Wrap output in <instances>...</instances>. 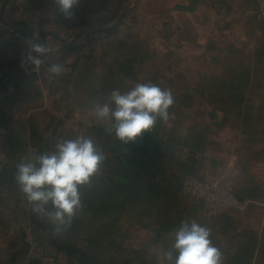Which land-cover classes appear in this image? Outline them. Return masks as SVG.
<instances>
[{
  "label": "rangeland",
  "instance_id": "374dc122",
  "mask_svg": "<svg viewBox=\"0 0 264 264\" xmlns=\"http://www.w3.org/2000/svg\"><path fill=\"white\" fill-rule=\"evenodd\" d=\"M197 1L80 0L69 20L51 0H0V264H166L172 233L193 219L211 229L224 264H264V239L254 251L238 217L220 222L186 190L229 166L235 113L221 108L240 102L221 92L235 67L225 42L243 33L213 31L220 10L201 0L197 14ZM33 33L50 49L36 69L26 62ZM54 63L58 76L47 71ZM147 82L172 90L169 121L134 143L106 134L94 103ZM80 134L106 160L81 189L82 212L53 237L19 190L16 165Z\"/></svg>",
  "mask_w": 264,
  "mask_h": 264
},
{
  "label": "clouds",
  "instance_id": "9594fccd",
  "mask_svg": "<svg viewBox=\"0 0 264 264\" xmlns=\"http://www.w3.org/2000/svg\"><path fill=\"white\" fill-rule=\"evenodd\" d=\"M51 2L70 20L80 0ZM25 43L28 46L26 62L36 69L50 49L40 42L36 33ZM47 71L51 76H58L64 67L54 63ZM174 103L171 89L147 82L137 83L123 93L112 90L105 102L94 103L92 111L106 134L128 144L152 132L158 121L167 123ZM105 160L94 136L80 134L73 139H58L53 151L31 154L16 165L15 181L19 190L32 212L52 225L53 237L62 236L82 212L81 189L92 186ZM172 237L171 246L163 252L166 264H224L222 251L211 239V229L196 220L183 221Z\"/></svg>",
  "mask_w": 264,
  "mask_h": 264
},
{
  "label": "crops",
  "instance_id": "0c3cea01",
  "mask_svg": "<svg viewBox=\"0 0 264 264\" xmlns=\"http://www.w3.org/2000/svg\"><path fill=\"white\" fill-rule=\"evenodd\" d=\"M211 7L212 15H216V9L220 10L221 20L212 25L213 31L243 33L242 36L235 34L236 41L228 38L225 42L232 48L228 54L235 69H230L223 78L228 81L227 93L225 89L221 92L238 96L240 101L230 105L228 110L221 108V111L235 113L231 115L234 120L229 122L235 128L229 131L232 145L227 150V161L236 174L237 205L223 209L216 217L222 223H242L241 230L251 233L249 239L255 251L260 245L258 241L264 239V20L255 16L256 0L251 3L248 0H212ZM201 9L204 6L198 0L197 14ZM234 217H238L235 222L232 221Z\"/></svg>",
  "mask_w": 264,
  "mask_h": 264
},
{
  "label": "built area",
  "instance_id": "2783aa9c",
  "mask_svg": "<svg viewBox=\"0 0 264 264\" xmlns=\"http://www.w3.org/2000/svg\"><path fill=\"white\" fill-rule=\"evenodd\" d=\"M255 16L260 21L264 20V0H257ZM235 179L234 169L228 166L214 176L190 178L186 183V190L190 196L203 202L206 212L215 214L237 205Z\"/></svg>",
  "mask_w": 264,
  "mask_h": 264
},
{
  "label": "trees",
  "instance_id": "16d2710c",
  "mask_svg": "<svg viewBox=\"0 0 264 264\" xmlns=\"http://www.w3.org/2000/svg\"><path fill=\"white\" fill-rule=\"evenodd\" d=\"M119 152H120V151H119ZM133 158H137V156L134 157V155H133ZM139 159H142V158H139ZM124 168H127V167H124ZM128 191H129V190H128ZM130 191H131V190H130Z\"/></svg>",
  "mask_w": 264,
  "mask_h": 264
}]
</instances>
